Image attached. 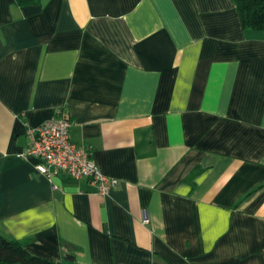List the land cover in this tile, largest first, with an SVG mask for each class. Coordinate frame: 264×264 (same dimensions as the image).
<instances>
[{
	"label": "crops",
	"instance_id": "obj_1",
	"mask_svg": "<svg viewBox=\"0 0 264 264\" xmlns=\"http://www.w3.org/2000/svg\"><path fill=\"white\" fill-rule=\"evenodd\" d=\"M59 107L109 196L19 156ZM0 236L62 264H264V33L232 0H0Z\"/></svg>",
	"mask_w": 264,
	"mask_h": 264
},
{
	"label": "built area",
	"instance_id": "obj_2",
	"mask_svg": "<svg viewBox=\"0 0 264 264\" xmlns=\"http://www.w3.org/2000/svg\"><path fill=\"white\" fill-rule=\"evenodd\" d=\"M71 127L64 108L55 109L49 120L27 129L29 147L19 156L36 158V170L47 179L63 174L74 181L86 180L100 196H109L117 188L118 181L101 171L88 148L72 142ZM143 222L147 224L148 220Z\"/></svg>",
	"mask_w": 264,
	"mask_h": 264
},
{
	"label": "trees",
	"instance_id": "obj_3",
	"mask_svg": "<svg viewBox=\"0 0 264 264\" xmlns=\"http://www.w3.org/2000/svg\"><path fill=\"white\" fill-rule=\"evenodd\" d=\"M34 0H17L25 4ZM237 7L244 30L264 33V0H232ZM0 264H62L42 259L28 253L18 242L0 236Z\"/></svg>",
	"mask_w": 264,
	"mask_h": 264
}]
</instances>
